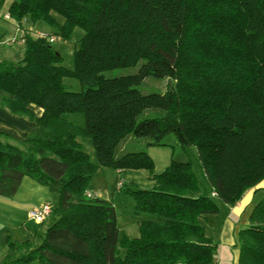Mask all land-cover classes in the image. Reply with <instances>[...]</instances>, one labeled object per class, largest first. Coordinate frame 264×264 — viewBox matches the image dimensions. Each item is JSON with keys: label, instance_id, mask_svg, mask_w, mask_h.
Listing matches in <instances>:
<instances>
[{"label": "trees", "instance_id": "1", "mask_svg": "<svg viewBox=\"0 0 264 264\" xmlns=\"http://www.w3.org/2000/svg\"><path fill=\"white\" fill-rule=\"evenodd\" d=\"M7 14L18 28L29 19L63 40L74 28L84 35L73 70L29 34L19 63L0 61V90L13 96L0 106L37 127L21 141L0 133V197L11 199L24 177L58 195L42 242H8L0 264H214L202 222L219 212L215 198L231 207L264 180V0H11ZM137 66L129 76H104ZM66 77L81 91H69ZM149 77L172 83L142 93ZM148 109L161 114L142 117ZM69 113H82L84 128ZM79 134L91 139L96 164ZM169 136L183 152L196 149L208 190L184 154L160 174L144 149L118 155L128 137L168 147ZM100 167L150 172L151 189H124L134 213L152 217L138 224V237L119 235L110 202L84 195ZM237 246V264H264V198Z\"/></svg>", "mask_w": 264, "mask_h": 264}, {"label": "crops", "instance_id": "2", "mask_svg": "<svg viewBox=\"0 0 264 264\" xmlns=\"http://www.w3.org/2000/svg\"><path fill=\"white\" fill-rule=\"evenodd\" d=\"M10 1L11 0H0V10L4 5L6 6L2 19L5 23H0V46L4 47V49L6 48V56L17 58V63H19L24 54L23 37L25 33L29 34L33 39L38 38L40 35L54 37V39L55 36L42 31L32 34L33 31L24 28V24L18 28L16 23H14L7 14ZM18 48L19 50L16 51L15 49ZM1 60L2 57H0V61ZM1 98L12 99L13 96L0 90V99ZM27 108L36 117H41L43 114V109L34 104H29ZM66 119L77 125V123L68 116H66ZM36 130L37 127L34 122L29 121L25 117L13 115L0 106V133L7 134L13 139L21 141L35 133ZM134 148H136V140L128 137L121 142L118 155L126 152L128 149ZM87 152L90 156L93 150L87 149ZM198 169L201 177H198L197 172H194V174L198 178L200 186L208 190L209 185L200 167L199 160ZM121 171L122 170L119 172ZM153 185L154 182L152 181L149 185H140L139 188L151 189ZM90 191L93 193L94 198H97L96 192L93 190ZM262 198H264V180L256 186L247 189L243 193L241 199L231 207L215 198L219 207V212L207 215L202 222L206 231L208 226L212 230L211 238L213 244L216 246L214 264H237L239 257L237 233L240 229L248 225L250 213ZM55 199L56 196L47 187L37 184L28 177L22 179L16 194L11 199L0 197V262L8 253V242L23 243L29 241L34 244V246H38L42 242L45 231L50 225V217L43 223L37 224L28 218V213L33 208L45 203L52 206V202ZM149 219H152L149 215H139L138 224ZM20 254L21 252L16 253L17 256Z\"/></svg>", "mask_w": 264, "mask_h": 264}, {"label": "rangeland", "instance_id": "3", "mask_svg": "<svg viewBox=\"0 0 264 264\" xmlns=\"http://www.w3.org/2000/svg\"><path fill=\"white\" fill-rule=\"evenodd\" d=\"M5 5L0 10V23H5L3 19V13L5 11ZM57 22L61 23V19L56 17ZM14 21V20H13ZM15 23V21H14ZM24 28L31 29L32 34L42 31L49 34H56L55 42L50 44L52 50L61 57L62 65L69 69L73 70L74 67V51L79 47V42L84 35V32L80 28H74L70 37L66 40H63L55 30L44 24L41 21L32 23L29 19L24 21ZM17 25V24H16ZM27 34V33H25ZM16 51L19 50L15 49ZM6 48L0 46V57L1 61L17 63V58L6 56ZM138 66L129 69H116L110 72L104 73L106 78H113L119 76H129L136 73ZM62 83L68 88L69 91L80 92L81 84L76 78H63ZM172 82L167 79L156 80L153 78H146L140 85V90L142 93H151V92H165ZM160 111L148 109L143 112L142 117H154L155 115H160ZM68 116L71 120L77 123L79 128H84V116L82 113H69ZM77 140L81 144L82 151L88 154L87 149H92L93 153L89 156V160L92 164H96V158L94 154V149L91 139L83 134L77 136ZM136 140V139H135ZM166 142L171 146L168 147H147L144 145V140L136 141V148L144 149L153 162V173L160 174L163 172L166 167L169 165L171 157L179 159L180 155H185L186 159L188 158L192 163V171L197 172L198 177H201V174L198 169V156L196 154V149L194 147L182 149L176 145V140L173 136H169L166 139ZM173 146V148H172ZM173 154V155H172ZM94 161V162H92ZM150 172L145 169L133 170L125 169L119 172L118 170L109 168V167H100L96 170L91 181L88 184L87 190H93L97 194V198L102 200L109 201L116 213L117 224L119 229V235H125L127 237L136 238L139 236L138 228V219L139 215L135 214L133 211L134 202L133 199L125 193L124 189H135L139 188L140 185H149L152 182L150 179ZM123 184V188L120 189L119 183ZM56 199L52 202V209L56 208L58 205V195L54 193ZM209 237H212V230L207 227L206 231ZM120 251V247H118Z\"/></svg>", "mask_w": 264, "mask_h": 264}, {"label": "built area", "instance_id": "4", "mask_svg": "<svg viewBox=\"0 0 264 264\" xmlns=\"http://www.w3.org/2000/svg\"><path fill=\"white\" fill-rule=\"evenodd\" d=\"M38 38H45L46 42L48 44H52L55 41L54 37H48V36H44V35H40ZM119 187H121V183H119ZM84 195L88 199H94V195L90 190H86ZM211 196L215 197L216 194L211 193ZM52 210L53 209H52L51 205L48 203H45L43 205H40V206L30 210L28 213V218L37 224H41L51 216Z\"/></svg>", "mask_w": 264, "mask_h": 264}]
</instances>
